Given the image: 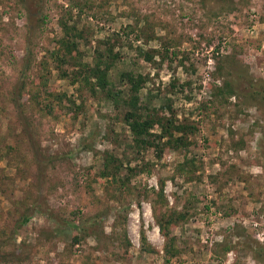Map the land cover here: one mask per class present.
<instances>
[{
	"label": "rangeland",
	"instance_id": "obj_1",
	"mask_svg": "<svg viewBox=\"0 0 264 264\" xmlns=\"http://www.w3.org/2000/svg\"><path fill=\"white\" fill-rule=\"evenodd\" d=\"M64 39L89 66L96 49L118 51L110 95L127 90L122 71L142 73L141 103L170 102L195 126L188 149L129 146L122 103L87 70L57 68ZM251 83L264 89V0H0V241L32 213L0 264H162L170 237L174 264H264V99ZM173 211L187 218L165 236L156 216Z\"/></svg>",
	"mask_w": 264,
	"mask_h": 264
},
{
	"label": "trees",
	"instance_id": "obj_2",
	"mask_svg": "<svg viewBox=\"0 0 264 264\" xmlns=\"http://www.w3.org/2000/svg\"><path fill=\"white\" fill-rule=\"evenodd\" d=\"M74 34L76 33L74 32ZM59 44V50L56 51L52 56L53 60L56 62L57 68L67 65V68L70 69L67 71L63 70L62 72L73 73V80H75V78L80 79L82 74L81 72L87 70L91 77H88L85 73H83L82 78L84 81L91 82L93 89L99 88L105 91L108 96H111L112 101H117V103L120 101L122 103L123 107L125 108L123 120L132 136L131 141L128 143L129 146H132L135 150H137L138 153H141L147 148H153L156 151L157 157L160 156L163 148L166 146L177 149L184 148V150L188 149V147L191 145V141H187V135L194 132L195 126L185 120H178L170 102L166 105H161L159 109L151 107V110H148V106L141 103L140 90L146 81V78L142 73L128 70L122 71L120 73V81L121 83L128 86L127 90H117L114 95H110L112 90L109 89L110 79L108 78V73L120 58V53L118 51L114 52L113 48L111 47H107V49L104 51L96 49L93 65L89 66L87 63H84L80 60L81 55H79V51L75 48L73 41L70 39H64L60 41ZM74 51L75 53H73ZM139 54L148 61L152 60L153 58L152 54L148 51L139 49ZM180 62L182 61L180 60ZM76 74L77 76L75 77ZM225 86L226 88L224 91H219L220 94L230 91V88L227 87L228 83H226ZM250 88H252L253 94L264 99V89L257 88L252 83L250 84ZM125 92L126 94L123 95ZM48 94L51 96L52 93L48 91ZM49 108L50 106L46 104V109L49 110ZM157 127L160 129L158 132L155 131V128ZM164 136H167V139L165 141H161V138ZM73 153L74 151L69 152V154ZM191 161L194 162L193 159ZM122 165V162L120 163V161H118V159L112 154L106 155L103 161V167L105 170V173L103 171V175L107 177L111 176L112 181H116L118 169L122 167ZM137 166L138 165L134 166L136 168L129 167L128 170L131 173H135L137 171L139 172L140 167ZM146 166L145 168L149 171L148 167ZM127 177L128 176H126V181H121L123 184H126L128 179ZM155 194L156 197H158L159 202L163 204L166 202L163 185L160 186L158 191H155ZM31 216L32 213L29 211V208L25 212L21 213L18 220L15 222L11 233H9L8 238L6 240L0 241V248L2 245L14 243L16 232L21 226L25 225L30 220ZM49 218H52V220L60 224L59 219H56L55 217ZM186 218L187 212L183 213L182 211H173L171 215L163 212L156 216L160 231L165 236H168L169 233H171V227L173 225L185 220ZM93 221H95V218L92 219V222ZM65 224V229L68 231L72 230L74 231L73 233H75L77 232L76 230H79V224H77L75 220L70 222L65 221ZM142 238L145 242V236ZM174 244L173 237H170L169 243L166 244L164 249L166 257L164 263L162 264H174L171 263V260L173 258H178L180 251L175 247ZM1 257H4V255L0 251V258ZM6 260L7 259H0L2 263H7L8 261Z\"/></svg>",
	"mask_w": 264,
	"mask_h": 264
}]
</instances>
